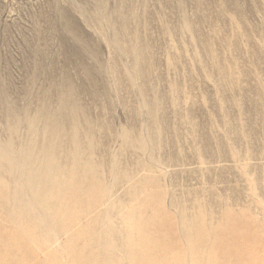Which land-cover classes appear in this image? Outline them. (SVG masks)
Here are the masks:
<instances>
[{"label":"rangeland","instance_id":"374dc122","mask_svg":"<svg viewBox=\"0 0 264 264\" xmlns=\"http://www.w3.org/2000/svg\"><path fill=\"white\" fill-rule=\"evenodd\" d=\"M177 1L136 6L145 15L137 25L153 62L147 64L152 74L141 80L161 108L157 154L165 165L157 169L141 152V179L123 188L128 196L118 207L105 193L96 199L98 179L81 184L78 169L50 215L33 204L22 209L11 200L22 190L13 195L0 185L7 208L0 205V264H264V0H180L191 33L181 31ZM108 2V10L118 5ZM91 9L89 0H0L1 142L7 138L1 104L32 115L51 87L55 104L64 79L81 92L90 120L108 127L95 129V157L108 161L118 152L120 129L141 131L145 116L131 112L139 98L127 88V60L125 67L112 60L88 19ZM65 21L76 28V39L100 50L109 74L93 72L102 81L97 99L88 94L83 71L65 64L66 50L74 47ZM205 44L221 61L212 62ZM25 130L22 124L18 136ZM134 159L124 152L120 161L131 166ZM99 174L108 190L107 162Z\"/></svg>","mask_w":264,"mask_h":264},{"label":"bare ground","instance_id":"6f19581e","mask_svg":"<svg viewBox=\"0 0 264 264\" xmlns=\"http://www.w3.org/2000/svg\"><path fill=\"white\" fill-rule=\"evenodd\" d=\"M116 1L118 5L115 4L116 6L108 10V0H89L92 9L90 10L88 19L95 33L102 42H105L106 48L109 49V51L111 50L112 60L117 59L116 61L121 62L120 64L124 67L125 64H127L125 67L127 70V88L135 90L139 98L138 104H136L131 112H133L132 114L136 119L137 117L139 118V115L141 117L145 116V125L138 133L132 132V129L125 128L117 131L116 136L120 141L119 150L117 153H113L108 161H105L101 157H95L97 147L100 144L99 141L96 140L94 132L95 129L100 131V133L103 131L107 132L108 127L99 121L97 124H94L90 120L87 109L80 101L81 92L75 90L70 84L71 81L69 82L68 79H64V84L62 83L63 85H61L60 88L58 87L59 90H56L55 104H51V90L54 89L51 87V89L44 92L42 96L37 99L38 107L32 115L26 111L19 112V114L14 113V107L8 102H3L1 108L5 115L4 122L7 138L3 142L0 141V173L7 180L5 182L1 180L0 185L13 191V195H15V190H22L23 193H17L15 197L11 198V200L22 209L26 207L29 209L33 204L42 209L43 213L50 215L63 202L62 194L72 186L73 169L79 170L77 176L80 178L79 182L81 184H86L91 177L98 179L97 185L93 187L95 190V198L99 199L103 197L105 193L108 195L107 199L109 198V203L111 202V204L114 205L117 204L118 207L119 203L127 195V191L123 188L141 179V177L138 176V174H140L139 168H141L143 160L140 157V154H142L141 152L147 155L146 158L150 159L151 162H154H152V165L156 166L157 169L165 165V163L159 160L157 154L163 145V131L159 121L161 108L159 107L158 98L155 95L152 98L147 96L148 88L145 83L146 80H141L151 73V67L148 68L149 65L147 66V64L153 63L147 56L148 45L142 39L143 37L141 38L137 25L138 18H143L145 15L143 12L139 15L137 10L140 9L136 6H142V8H144L143 6L146 0ZM156 1L158 2L159 0ZM177 2H179L180 7V16H178V19L181 31L183 33H191L194 29L192 31V26L185 15L183 9L184 3L182 4L180 0ZM229 21L233 22L234 19L230 16ZM131 23H134L135 26L131 27ZM63 27L67 34L74 38L73 44L71 43L74 47L70 49L66 48L65 64L69 67L70 65L77 66L83 71L87 78V82L90 84L88 94L91 99H97L98 96H100L98 89L102 81H98L94 73L98 78H102V76L107 74L105 64H103L100 59V50L98 47L94 49L92 45L76 39V28L72 22L65 21ZM70 36L68 37L70 38ZM222 38H224V36ZM210 46L209 44H205L203 48L208 51V57L212 62H218L217 60H220L218 59L219 56H217L214 50L211 51L208 49ZM123 58L127 60L125 64L122 63ZM196 60L198 61V59ZM127 62L129 63V67ZM112 63L114 64L113 61ZM116 67L117 65H113V69ZM113 73L114 70L111 71L110 74L112 75ZM113 85L114 87L120 86L121 80H113ZM102 94L104 97L109 98L108 101L111 105L113 100L110 98L109 91L105 86L103 87ZM174 105L176 106L177 103ZM22 124L25 125L26 132L24 136L19 137L18 132ZM101 146L103 145L101 144ZM227 147L230 148L229 143ZM124 152H128L130 155L134 156L135 159L131 166L123 164V162L120 161L121 155ZM104 162L105 164L107 162L109 176L111 178L108 190L103 187L102 180L98 178L100 175L99 170L104 166ZM152 168L154 167L152 166ZM155 172H157V170ZM0 205L7 209L5 206L6 203L1 197ZM58 235L60 234L58 233Z\"/></svg>","mask_w":264,"mask_h":264}]
</instances>
